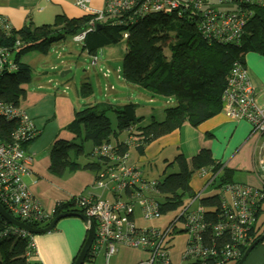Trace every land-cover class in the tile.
<instances>
[{
  "label": "trees",
  "instance_id": "obj_1",
  "mask_svg": "<svg viewBox=\"0 0 264 264\" xmlns=\"http://www.w3.org/2000/svg\"><path fill=\"white\" fill-rule=\"evenodd\" d=\"M248 8L252 15L238 43L205 41L198 33L195 22L187 16L178 19L174 14L152 13L129 25L120 23L128 20L129 13L106 16L101 21L102 28H95L85 35L81 42L82 49L88 55L95 56L98 49L125 40L126 48L121 65L122 80L152 96L172 98L174 104L163 111L162 120L151 117L146 124H141L142 117L136 114L139 106L131 102L119 106L95 103L74 112L72 120L65 127L74 135V141H56L53 144L49 151L50 173L59 177L65 173L83 170L93 173L95 177L103 169L104 162L108 161L95 154V150L102 145H111L117 153H125L128 158L130 149L142 153L145 145L177 130L184 123L197 127L222 113L221 96L232 64L236 61L243 64L242 57L248 52L264 57V6L252 4ZM90 19L91 16L87 15L77 18L57 15L51 25L34 26L29 22L19 30H12L10 27L8 31L0 29V48L8 50L10 59L16 65L14 71H3L0 74V100L19 105L23 98L24 86L31 80V69L21 60L26 53L45 55L54 44L85 31ZM106 70L108 69L104 72ZM104 72L102 77L109 78V71L107 77L103 76ZM118 72L120 71L117 69L116 79L120 80ZM78 94L81 98L92 95L90 85L82 84ZM110 113L115 116V127H112L108 118ZM11 130L12 125L0 122L2 140H8ZM136 133H139L141 139L135 141L133 136ZM34 137L24 143L23 147L26 148ZM85 142H90L92 148L84 155ZM83 155L86 162L80 163L78 159ZM174 166L177 168L175 172L166 173ZM204 168L216 174L210 183L208 176L200 175ZM194 175L206 178L204 190L192 192L189 183ZM144 179L157 183V199L162 215L178 214L190 204L192 197L198 195V201L191 207L200 205L203 208L202 214L210 225L223 223L226 219L223 213L225 215L230 207L231 198L222 193L223 186L238 183L233 180V171L216 164L206 149H201L189 162L178 154L165 165L161 179ZM206 193L208 195H205ZM252 199L254 200L252 204L249 202V208L258 216L264 215V198ZM135 211L139 213L138 209ZM67 212L82 213L74 198L68 202L57 203L50 218L29 223L28 226L44 227L55 216ZM139 218L143 220L140 216ZM170 221L171 219L157 229L164 231ZM8 225L0 217V230ZM173 233L184 234L176 226L169 230L164 244L168 251L170 236ZM27 246V242L22 239H0V264H27ZM90 254L88 251L86 257H91Z\"/></svg>",
  "mask_w": 264,
  "mask_h": 264
},
{
  "label": "built area",
  "instance_id": "obj_2",
  "mask_svg": "<svg viewBox=\"0 0 264 264\" xmlns=\"http://www.w3.org/2000/svg\"><path fill=\"white\" fill-rule=\"evenodd\" d=\"M67 1L82 10L84 15L91 16L87 29L72 38L79 43L106 16L121 13L130 14L128 20L120 21L123 25H129L152 13L176 14L178 18L186 13L195 22L198 33L205 41L238 43L252 15L248 6H264V0H101V6L94 9L90 7L92 0ZM0 29H10L7 20L0 19ZM9 56L8 50L0 48V74L16 69ZM93 58V63H96L97 58ZM107 75L108 70L103 73L104 77ZM254 96L255 89L244 65L234 62L221 96V112L230 121H245L250 125V135L255 141L254 171L259 186L241 183L223 186L222 193L231 198L230 207L225 215L223 213L226 218L223 223L210 225L202 214L203 208L200 205L191 207L198 201L199 196L196 195L191 198L190 204L171 219L164 231L154 226L138 228L133 220L136 209L139 210V216L148 222L159 220L162 215L157 199V183L147 181L136 167L129 165L127 154L117 153L111 145L104 144L97 148L95 154L108 161L104 162L103 169L95 176L94 186L108 192L111 201L99 197L74 198L82 214L94 223V238L89 248L91 257L102 254L108 259L115 253L117 246H125L147 251L146 264H171L169 251L164 245L165 238L169 230L179 224L178 230L187 236L181 257L182 264H225L238 260L243 250L259 235L258 231L264 229V221L256 226L259 216L249 208V202L254 200L252 198H264V109L255 105ZM0 122L12 125L8 140L0 138V205L10 216L26 225L46 220L51 217L54 209L49 212L42 209L23 181V177L29 174L32 163L23 144L35 136L33 123L19 105L2 100ZM139 139L141 137L136 133L133 140ZM200 175L208 176V183L216 176L206 168L200 171ZM2 238L25 240L28 245V263L30 254L35 250L30 233L8 225L0 230V239ZM261 246L264 250V238Z\"/></svg>",
  "mask_w": 264,
  "mask_h": 264
},
{
  "label": "crops",
  "instance_id": "obj_3",
  "mask_svg": "<svg viewBox=\"0 0 264 264\" xmlns=\"http://www.w3.org/2000/svg\"><path fill=\"white\" fill-rule=\"evenodd\" d=\"M53 1L0 0V17L7 20L12 30H19L29 22L39 26L42 23L40 14L45 5ZM242 61L255 89L254 103L264 108V57L248 52ZM24 63L27 64L26 61ZM24 90L19 107L32 119L35 137L25 148L32 163L23 181L34 200L48 212L57 203L68 202L79 196L106 200L108 192L97 191L93 173L77 170L58 177L49 171V151L53 144L56 141L72 142L75 138L65 129L74 112L78 111L72 97L63 91L50 93L51 89L43 88L38 83H28ZM75 93L76 98L80 99L78 90ZM250 132V125L245 121L233 122L223 113H218L197 127L184 123L177 130L145 145L142 153L130 149L127 163L138 168L148 178L153 177L157 169L162 172L165 165L178 154L189 162L201 149H206L216 164L233 171V178L236 173L240 175L241 179L234 182L258 187L259 181L254 171L255 141ZM205 179L200 175L192 177L189 185L193 193L204 190ZM165 222L161 225H136L160 227ZM32 236L35 250L30 254L27 264H73L86 238V225L76 217L65 218L58 221L50 232ZM147 258L148 253L144 249L117 246L115 253L108 259L98 254L86 257L83 264H146Z\"/></svg>",
  "mask_w": 264,
  "mask_h": 264
},
{
  "label": "rangeland",
  "instance_id": "obj_4",
  "mask_svg": "<svg viewBox=\"0 0 264 264\" xmlns=\"http://www.w3.org/2000/svg\"><path fill=\"white\" fill-rule=\"evenodd\" d=\"M99 2V0L91 1L90 7L98 9L100 7ZM57 15H63L67 18H77L81 17L83 13L82 10L76 8L70 1L55 0L45 5L44 11L40 14L42 23H40L39 26L53 24V20ZM125 48V40L122 39L115 45L98 49L95 56H90L82 49V43L75 42L72 38H66L51 46L45 55L36 52H28L21 60L24 62L26 61L31 69V80L29 84H42L43 88L51 89L50 93L63 91L72 97L78 111L95 103H110L119 106L131 102L139 106L136 114L142 117L141 124L148 123L151 117L155 120H162L163 111L174 104L172 98L152 96L143 89L125 84L121 78V65ZM93 57L97 58L96 63H93ZM28 58L29 60L27 61ZM105 69L109 71V78L102 77V72H104ZM117 69L120 71L118 72L120 80L116 79L115 71ZM62 73H64V75L61 77L60 75ZM85 83L90 85L92 95L87 98L77 99L75 91L79 90L80 86ZM110 86H112V89L109 88ZM108 118L112 127H115V116L110 113L108 114ZM83 147L85 155V153L90 152L92 144L90 142H85ZM84 155L79 157V162L85 161ZM176 169V166H174L172 169H168L166 173L175 172ZM161 174V169H157L156 174L153 175V177H148V179L159 180L161 179ZM235 176L233 180L238 181L241 179L238 173H236ZM143 178L146 177L143 176ZM97 191L99 190L97 189ZM106 198V200H110L109 193L106 195ZM176 214L177 213L164 214L161 215L159 220L145 222L139 218L137 211H135V223L142 226L150 224L161 225L166 220L172 219ZM263 220L264 215L259 216L256 226L258 227L259 223ZM176 228H180L179 224H177ZM262 229L263 228L258 231L259 235L264 232V229ZM170 238L169 255L171 264H182L181 257L185 249L187 236L181 233H173ZM237 262H228L225 264H236ZM263 263L264 250L261 243H259L251 251L243 264Z\"/></svg>",
  "mask_w": 264,
  "mask_h": 264
},
{
  "label": "water",
  "instance_id": "obj_5",
  "mask_svg": "<svg viewBox=\"0 0 264 264\" xmlns=\"http://www.w3.org/2000/svg\"><path fill=\"white\" fill-rule=\"evenodd\" d=\"M95 28L100 29V28H102V25L97 24ZM62 75H64V73H62L60 76L62 77ZM0 217L2 219H4L9 225L20 228V229H22V230H24V231H26L32 235H39V234H44V233L50 232L55 227L57 222L62 220V219L70 218V217H76V218L80 219L86 225V238L84 240V243H83L81 249L79 250L78 254L75 257L73 264H83V262L86 258L87 252L89 251V248H90L91 243H92L93 238H94L95 229H94L93 221L81 213L67 212V213L59 214V215L55 216L46 226L41 227V228H33V227H30L24 223L17 221L12 216H10L1 207V205H0ZM263 238H264V232L261 234V236L258 239L254 240L246 248L243 255L241 256V258L239 259V261L236 264H243V262L246 260L248 255L251 253V251L259 244V242Z\"/></svg>",
  "mask_w": 264,
  "mask_h": 264
},
{
  "label": "bare ground",
  "instance_id": "obj_6",
  "mask_svg": "<svg viewBox=\"0 0 264 264\" xmlns=\"http://www.w3.org/2000/svg\"><path fill=\"white\" fill-rule=\"evenodd\" d=\"M160 14H163V15H170V14H166V13H160ZM176 16V14H174ZM184 16H187L186 13H183V16L181 18H183ZM177 17V16H176ZM178 18V17H177ZM181 18H178V19H181ZM196 25V24H195Z\"/></svg>",
  "mask_w": 264,
  "mask_h": 264
},
{
  "label": "clouds",
  "instance_id": "obj_7",
  "mask_svg": "<svg viewBox=\"0 0 264 264\" xmlns=\"http://www.w3.org/2000/svg\"><path fill=\"white\" fill-rule=\"evenodd\" d=\"M81 214H82V213H81ZM260 236H261V235H260ZM260 236H259V237H260ZM252 242H253V241H251V242L249 243V245H250ZM259 243H261V241H260ZM249 245H248V246H249ZM248 246H247V247H248ZM247 247H246V248H247ZM246 248H245V250H246ZM245 250H244V251H245ZM243 253H244V252H243ZM242 255H243V254H241V256H242ZM241 256H240V258H241ZM240 258H239V259H240ZM239 259L236 260L235 262L239 261ZM230 262H231V261H230ZM227 263H228V262H227Z\"/></svg>",
  "mask_w": 264,
  "mask_h": 264
}]
</instances>
